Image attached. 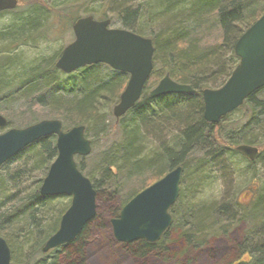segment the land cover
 Listing matches in <instances>:
<instances>
[{
    "label": "trees",
    "instance_id": "16d2710c",
    "mask_svg": "<svg viewBox=\"0 0 264 264\" xmlns=\"http://www.w3.org/2000/svg\"><path fill=\"white\" fill-rule=\"evenodd\" d=\"M42 1L44 3L31 0L26 5L23 1L24 14L14 15V27L3 37L24 40L28 32L31 34V30L46 24L43 19L47 20L49 17L44 16L49 13L55 28L59 26L64 33L72 32L71 25L77 18L94 14L89 5L81 9L82 3L96 2L57 0L62 3L54 1L52 4L51 0ZM145 5L147 8L140 15L129 9L118 13L124 28L150 38L154 46L152 74L141 99L124 115L116 119L112 110L106 112L104 108L118 102L128 75L121 73L108 83L92 87L100 77L95 70L105 64L85 66L79 70L90 72L79 77L80 86L65 90L79 98L65 99L63 88L55 85L56 73L60 71L55 61L61 51L39 66L31 67L20 83L4 79V74H0V113L6 117L9 127L27 126L39 121L33 109L36 106L43 113L53 112L54 115L42 118L59 119L64 130L84 125L85 136L92 145L116 132L115 142L100 151L92 163L87 164L84 157H76L79 169L92 181L96 202L98 199L113 200L120 195L119 204L109 210L110 218L116 217L130 198L167 171L177 165L183 167L180 195L169 210L171 226L155 243L140 239L127 244L133 254L143 256L154 251L171 229L178 231L187 247L198 248L210 238L227 236L234 226L244 222L246 227L236 248L237 257L226 264H264V176L261 172H253L250 167L243 169L250 174V182L246 184L250 194L245 202L234 196H224L221 201L184 204L182 197L186 174H192L195 167L203 170L190 179L188 188L196 194L198 175L207 173L211 165L239 171L242 164L252 166L264 161V146L263 153L254 160L236 149L239 144L264 145V141L259 140L260 135L264 139V87L216 124L204 119L201 96L205 88L220 87L238 64L234 44L264 12V0H153ZM80 9L84 13L79 14ZM17 10L11 12L16 14ZM58 21L61 23L56 24ZM141 22L143 25L136 29ZM216 30L219 41L215 45L205 43L206 36ZM37 33L36 36L40 35ZM13 61L12 56L1 54L0 69L4 68V73L13 71ZM166 73L176 82L189 84L195 93L181 99L178 98L180 94L149 97L148 91ZM242 110L243 117H240ZM236 112L239 117L232 120L230 116ZM26 117L31 123L22 122ZM167 133L172 137L170 143L166 142ZM150 135L159 136L156 149L143 146ZM147 149L151 150L147 151L150 155H143V150ZM56 155V136L51 135L29 145L0 168V236L10 247L13 262L83 264L81 250L87 242L88 226L66 246L71 251L62 258V263L60 258L51 263L47 261V255L53 250L41 251L46 239L57 230L60 217L69 205L52 208L57 197L39 193L42 179ZM144 171L148 177L141 179ZM129 182H132L130 192L123 196L122 190Z\"/></svg>",
    "mask_w": 264,
    "mask_h": 264
},
{
    "label": "water",
    "instance_id": "95a60500",
    "mask_svg": "<svg viewBox=\"0 0 264 264\" xmlns=\"http://www.w3.org/2000/svg\"><path fill=\"white\" fill-rule=\"evenodd\" d=\"M18 0H0V11L12 10ZM109 18L97 20L92 15L77 18L72 24L74 39L62 49L55 67L63 73L93 64H106L115 71L129 74L119 101L113 107L118 118L132 108L153 71L152 40L126 28L111 27ZM234 54L239 59L228 79L216 89L202 91L203 117L216 124L239 107L253 93L264 87V12L237 39ZM188 84L173 81L165 74L150 92L151 97L171 93H192ZM7 124L0 114V128ZM56 135L57 156L42 180L43 196H71V203L61 216L59 228L44 243L43 252L72 241L95 216L96 192L91 180L77 167L74 157L91 152L84 126L64 131L57 119H44L23 128H9L0 133V167L39 139ZM237 150L250 160L259 150L254 145L239 144ZM182 166H177L159 180L138 192L111 220L117 241L144 239L157 241L171 224L169 208L179 196ZM0 264H28L11 261L10 248L0 236Z\"/></svg>",
    "mask_w": 264,
    "mask_h": 264
},
{
    "label": "rangeland",
    "instance_id": "374dc122",
    "mask_svg": "<svg viewBox=\"0 0 264 264\" xmlns=\"http://www.w3.org/2000/svg\"><path fill=\"white\" fill-rule=\"evenodd\" d=\"M23 1L26 4L31 0ZM54 1L57 0H51L52 4H55ZM59 1H57L56 4L62 3V1ZM65 1L66 3L80 2V0ZM152 1L153 0H96L94 3L87 1L82 3L81 9L89 5V7L94 10V16L102 17L105 15L112 19V27L124 28L118 16L119 12L129 9L137 11L136 14L140 15L144 8H147L145 4L151 3ZM81 9L79 14L84 13L81 11ZM22 12L23 8L19 6L16 14L12 12L0 14V56L1 54H8L14 58L13 63L15 62L13 71L10 69L8 72L6 71V73H4V68H1L0 74H4V79H9L19 83L25 80V76L28 75L26 72H29L31 67H37L42 63V61L55 57L64 46L74 39V36L70 30L64 33V30L59 26L57 27L58 29L54 27L52 24L53 18L51 19L52 15L50 13L47 16H44L49 17L47 20L43 19V21H45L44 23L46 24L42 26V28L31 30V34L28 32L27 35H25L24 40L13 41L10 36L3 37V34H5L7 30L13 29V23L16 21L14 17ZM18 23L19 22H17V24ZM141 25H143V22H141V24L137 25L135 28L137 29V27ZM40 29L41 31L39 32L38 30ZM36 32L40 33V35L36 36ZM219 39V31L216 30L210 35H207L204 42L210 45H215ZM25 69L26 71L24 72ZM95 71L99 72L100 77L98 78L97 83H94L92 87L108 83L121 74V72L115 71L106 65L96 69ZM59 72L56 73L57 78L55 79V85L63 88V97L65 99H78L79 96H73V94H70L65 90L79 87V77L85 73H89L90 71L77 69L69 74L63 73L61 71ZM187 97V94H180L178 98L181 99ZM171 99L172 98L169 99L168 97V100ZM112 105L113 104L107 105L104 108L105 111L109 112L112 110ZM151 107L153 108V106ZM33 109L36 111V119L38 120L50 119L42 118V116L44 117L54 115L53 112H49L48 114L43 113V111H38L36 106H33ZM243 112L244 111L242 110L240 117H243ZM15 114H17V112H15ZM230 117L232 120L234 118L236 119L239 117V113H233ZM22 122L31 123L29 117H26L25 121ZM23 127L25 126L17 128ZM114 134H116V132ZM114 134L111 137L102 138L100 141H96L92 145L93 147L91 154L84 157V160L87 164L92 163L94 157H96L100 151H103L107 148V146H110L113 142H115L118 137H116ZM169 135V133L166 135L167 143H170L172 139V137ZM256 135L258 136V133ZM259 140H261L262 143L264 141V139L261 138V135L259 136ZM149 144L151 147H149ZM157 144H159V136L150 135L148 140H146V144H143V146L145 149L146 147L152 148L153 146L156 149L155 146ZM262 146L264 145H258L260 153H263ZM147 151L151 152L149 149L143 150V155L146 154ZM147 155L150 154L147 153ZM78 160L79 159L76 161L78 162ZM214 167L215 165H211L209 166L207 173L204 172L202 174L203 176L198 175L199 181L197 182H199V184H197L198 186L196 194L191 193L188 188L190 187V179L193 178V176H197V172L203 170L195 167V171L192 174L190 172L186 174V182L183 184L182 191V197L185 198L183 201L184 204L189 202L205 204L213 201H221L224 196H234L238 201L245 202L249 198L250 194L249 190L247 189L249 188V185H246L249 184L248 182H250V174L243 169L245 167H250L253 172L259 171L264 176V161H257L252 166H245L242 164V166L238 167L240 168L239 171H237L236 168L235 170L233 168L222 170L220 168ZM144 169L147 170L146 168ZM140 177L141 179H143V177H148L147 172L144 171ZM146 182H148V180ZM131 184L132 182H129L124 186L122 190L123 196H126L130 192L129 190ZM136 184L139 185V187L141 186L140 182H136ZM69 201V196L62 195L53 201L51 207L58 209L63 205L69 204ZM119 202L120 195L113 200H97L96 217L86 225L88 226V238L84 249L81 250V259L83 264H226L228 262L234 261L237 257L236 248L238 243H240L243 238V232L246 227V223L244 222H240L234 226L229 231L227 236L210 238L203 246L198 248L187 247L185 243L179 238L178 231L171 229L154 251L152 250L143 256L135 255L130 251L126 243L117 241L113 235L110 221L111 218L109 217L108 213L110 208L118 205ZM70 251V247H58L47 255V261L51 263L57 258H60V262L62 263V258L65 257L66 253H70Z\"/></svg>",
    "mask_w": 264,
    "mask_h": 264
},
{
    "label": "flooded vegetation",
    "instance_id": "af4514ba",
    "mask_svg": "<svg viewBox=\"0 0 264 264\" xmlns=\"http://www.w3.org/2000/svg\"><path fill=\"white\" fill-rule=\"evenodd\" d=\"M22 1H23V0H18V7L21 6V7L23 8V10L25 11L24 8H25L26 6H24V4H23ZM41 3H44V2L41 0ZM25 5H26V4H25ZM18 7H17V8H18ZM13 10H14V9H13ZM13 10H4V11H1L0 13H3V14H5V13H10V12L13 11ZM60 23H61V21H58L56 24H60ZM57 27H58V26H57ZM156 85H157V84H156ZM156 85H155V86H156ZM155 86H154V87H155ZM149 92H150V91H149ZM149 92H148V95H149ZM149 97H150V96H149ZM156 98H157V97H156Z\"/></svg>",
    "mask_w": 264,
    "mask_h": 264
},
{
    "label": "bare ground",
    "instance_id": "6f19581e",
    "mask_svg": "<svg viewBox=\"0 0 264 264\" xmlns=\"http://www.w3.org/2000/svg\"><path fill=\"white\" fill-rule=\"evenodd\" d=\"M184 242V241H183ZM186 245V244H185Z\"/></svg>",
    "mask_w": 264,
    "mask_h": 264
}]
</instances>
